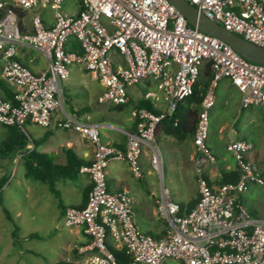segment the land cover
Wrapping results in <instances>:
<instances>
[{
	"label": "built area",
	"instance_id": "built-area-1",
	"mask_svg": "<svg viewBox=\"0 0 264 264\" xmlns=\"http://www.w3.org/2000/svg\"><path fill=\"white\" fill-rule=\"evenodd\" d=\"M14 7L36 10L33 30H25L14 7L0 0V60L2 77L14 88L15 100L0 97V123L26 129L29 120L49 127L56 111L64 109L63 82L75 64L85 65L105 87L101 102H129V87L154 81L145 97L148 107L135 109L137 131L129 132L125 149L104 142L99 124L64 112L62 127H73L95 145V157L81 171L91 175L93 187L84 207L68 206V225L81 226L91 236L93 253L84 264H165L168 258L185 264H264V218L255 216L240 195L250 183L264 185L261 166L249 159L255 142L230 140L227 149L236 158V181L213 185L207 176L215 160L210 146L211 109L216 88L228 78L241 92L243 109L264 105V63L247 59L230 43L192 25L170 0H77L79 9L68 12L67 0H11ZM209 18L243 37L264 45V0H188ZM50 7L55 23H45L41 8ZM81 42L83 52L70 48ZM20 46L39 49L49 61L48 70L36 73L16 56ZM206 60L212 61L213 79L197 124L195 174L201 197L182 213L165 185L161 187L157 213L169 220L162 237L136 224L134 200L127 191H112L108 167L113 159H126L133 173L144 175L142 155L151 149L153 168L162 176L163 152L157 142L162 120L188 99L199 82ZM122 248L130 263H121L113 247ZM81 251H86L81 246Z\"/></svg>",
	"mask_w": 264,
	"mask_h": 264
},
{
	"label": "crops",
	"instance_id": "crops-1",
	"mask_svg": "<svg viewBox=\"0 0 264 264\" xmlns=\"http://www.w3.org/2000/svg\"><path fill=\"white\" fill-rule=\"evenodd\" d=\"M70 6L71 7L67 9L65 4L66 10L68 12H75L79 9L78 1L71 3ZM71 8L73 9L71 10ZM38 11L42 13L44 21L47 25H54V12L50 7L41 8ZM29 12H31L33 17L36 10H25V15ZM24 29L26 30V27ZM16 58L23 64L29 66L36 73L45 72L49 67L48 59L39 49L35 47L20 46ZM1 80L6 82L2 77V67L0 60V97L5 98L6 93L1 85ZM226 80L228 84L230 83L231 86L237 88L240 94V107H242L240 90L231 82V80L228 78ZM94 81H99L102 86L101 89L96 90L97 95L92 93V84ZM150 84H152V82ZM62 87L64 94H66V100L68 102L69 108H66L63 103L64 109L55 112L54 122L49 127L40 126L31 120H29L26 124V132L28 136L26 149H29L30 151L34 150L39 154L46 155L50 163L57 166H69L72 161L76 159L82 162L83 166L91 164L95 157V145L90 140L85 138L77 129L73 127H62L60 125L59 122L65 118L64 112L67 111L70 114H77L83 119L99 124L101 136L104 142L116 145L121 149H125L128 142L129 132L137 131V117L134 114L135 109L141 107V102L143 100L151 102V100H148L145 97V94L137 95V93L134 92L135 85L129 87V102L121 105H116L109 102H101L98 97L104 91L105 87L102 85L99 78H97L93 72H91L85 65L82 64H75L72 66L70 77L63 82ZM9 88L15 93L14 88L11 86H9ZM154 108L156 111L161 112L167 108V104L163 102L159 107ZM166 136L172 141L174 140L176 142L195 138L194 136L184 140H179L176 137L170 135ZM235 138L247 139V137H243L242 134L235 137L233 136L231 140ZM210 146L213 149L211 144ZM255 149H257L256 144L253 150ZM213 151L215 154V160L209 164L207 168V176L213 185H220L222 184L221 181L223 180L224 176H227L228 172H231L233 169H235L238 162L235 156L230 151H228L227 147L219 142H215V148ZM252 151H250L248 154L249 159L257 162L264 172V151H257L258 153L255 159L252 156L253 153L251 154ZM14 152L20 153L24 162L23 175L25 180L19 178L18 182H16V179L14 178L12 183L14 189H9L10 183H6L1 192L5 191V193L9 195H7L8 197L11 196L10 198H12V200L10 199V204L13 201L15 202V205L14 203L12 204L14 208L20 210L18 211V214H21L20 208L26 206L27 210L32 213H36L33 215L32 220H36L39 214L42 215L43 218L49 219L50 217L48 216L50 212L52 219L56 220L63 218L66 207L70 205L75 207H84L87 204L90 191L93 187V180L89 173L83 172L80 169L75 178L64 176L60 177L56 182V188L59 194H56L51 189V186L47 181L35 177H28L26 175L27 167L23 157L24 150L18 148L7 155H11ZM176 152L177 149L175 151L174 157L176 159L175 161H177V164L179 165L180 154ZM144 154H146L150 161L148 159L149 163L143 165V177L139 178L133 173L126 159H113L108 167V184L110 190L112 191H127L134 200V213L139 212L140 216L148 221V226L151 231L147 232L152 235L155 234L156 237H162L166 233V228L165 230H160V226L153 221V217L158 214V199L153 202L152 199L154 196H156L155 190L150 186L148 180L150 177H155V173L157 172L151 163V149L149 147L144 150ZM192 171L195 172L194 169ZM26 191L29 192L26 193ZM20 192L26 194L28 197L27 202L24 204L20 201ZM182 193L183 196H185V194L186 197L188 196L184 189H182ZM53 197L57 198L58 202L54 201ZM190 198V200L193 199V197ZM240 199L243 203L244 199L248 202V205H245L249 208L252 214L264 218V185L258 183L251 185V188L249 187L247 192L245 191L240 195ZM190 200L188 197L186 201H179V203L187 204L190 202ZM5 209H7L9 212L7 206L5 204L2 206L0 203V210L3 211L4 214H6ZM53 214L55 215L53 216ZM9 215H11V213H9ZM56 227L61 230V232L58 231V233H56L59 235V246H61L66 253L68 252V249H71V251L76 253L74 259H71L70 257L67 259L84 264L85 260L93 253V250L91 249V236H89L81 226L59 228V223H57ZM16 231L17 230L14 232ZM31 235L32 234L25 233L23 236L25 239H28ZM15 243L16 242H13V244ZM81 246H84L86 251H81ZM112 247L114 250H123L122 248H117L114 246ZM50 250L54 252V248H52V246ZM25 251L32 252L36 255H41L39 251H35L33 249H25ZM25 251H23V249L16 251V256L13 260L14 264H20V261L26 259L24 256ZM55 256V260L53 256V263L55 261L57 262L64 260L63 255H60L59 257V255L56 254ZM169 263L185 264L183 260L176 258H168L165 261V264Z\"/></svg>",
	"mask_w": 264,
	"mask_h": 264
},
{
	"label": "rangeland",
	"instance_id": "rangeland-1",
	"mask_svg": "<svg viewBox=\"0 0 264 264\" xmlns=\"http://www.w3.org/2000/svg\"><path fill=\"white\" fill-rule=\"evenodd\" d=\"M76 1L77 0H67L65 2L67 9L71 7V3H75ZM8 4L15 6L11 0H8ZM72 9L73 8H71V10ZM20 20L22 26H24V28L26 27V30L33 29L31 12L26 14L23 18H20ZM226 79L227 78H224L219 81L216 88L218 100L216 105L211 109L209 143L212 145L213 149L215 148V142H219L227 147L233 136L235 137L242 134L243 137H247V139L255 142L257 149L251 152L255 159L258 153L257 151H264V105L247 109L240 107V94L237 88L231 86L230 83L228 84ZM203 80L204 72L200 75L199 84ZM151 82L152 84H150ZM151 82H148V80L141 81L135 85L134 92L137 93V95L145 94L150 88L155 87V82ZM200 85L203 86L202 83ZM92 87V93L94 95H97L96 90L102 88L99 81H94ZM63 99L64 106L69 108L66 94H64V92ZM186 104L187 101H182L180 103V105ZM159 128L157 131V140L163 152L164 171L161 176L159 172L155 170L158 174L155 173V177L148 178L150 186L155 190L156 196L153 197V202L157 199L159 200L162 185H165L170 189L171 194L176 201H186L188 197L189 200L191 199L190 197H199L201 192L198 179L195 172L192 171L193 169L195 170V155L197 153L195 138L178 142L174 140L172 141L161 130H159ZM9 134L10 129L8 125L0 123V176L7 174L10 177L7 182L8 184L10 183L9 189H14V186L12 185L14 178L16 179V182H18L19 178L25 180L23 175L24 162L18 152H14L11 155L2 153V149L5 148L3 147L4 141L8 139ZM176 149V153L181 155H179V165L174 157ZM148 159L149 158L146 154L143 153L141 158L142 167L149 163ZM253 184L256 183H250L249 187L251 188V185ZM2 189L0 190V203L2 206L3 204L7 206L11 215L8 216L0 210V264H14L13 260L16 256L15 253L20 249H23V251H25V249H33L41 253V255H36L32 252L25 251L24 256L26 259L20 261V264H54L56 261L54 263L52 261L53 256L55 260L56 254L59 255V257L60 255H63V259H67L68 257L74 259L76 253L71 251V249H68V252L66 253L64 249L59 246V235L56 234L58 231L61 232V230L56 227L57 223H59V228L72 227V225H68L65 220V212L63 218L56 220L52 219L51 212L48 216L50 217L49 219L43 218V216L39 214L36 220H32L33 215L36 213L30 212L25 206L20 208L21 214H18V211L20 210L14 208L12 204L14 203L15 205V202L13 201L10 204V199L12 200V198H10L11 196L8 197L9 195L5 193V191L1 192ZM182 189L187 192V197L186 194L183 196ZM27 192L29 191H26V193ZM19 194L20 201L23 204L26 203L28 200L26 194H23L22 192ZM53 198L54 201L58 202L57 198ZM244 204L248 205V202L245 199ZM54 215L55 214H53V216ZM135 217L141 230L144 232L151 231L148 226V221L142 218L139 212L135 213ZM153 219V221L160 226V230H165L166 228L167 232L170 225L169 220L159 217L158 214L155 215ZM15 230L17 231L14 235ZM25 233L32 235L28 239H25L23 236ZM153 235L155 236V234ZM13 242L16 243L13 244ZM51 246L54 248V252L50 250Z\"/></svg>",
	"mask_w": 264,
	"mask_h": 264
},
{
	"label": "trees",
	"instance_id": "trees-1",
	"mask_svg": "<svg viewBox=\"0 0 264 264\" xmlns=\"http://www.w3.org/2000/svg\"><path fill=\"white\" fill-rule=\"evenodd\" d=\"M12 6V5H10ZM14 7V6H12ZM16 13L19 18H23L25 16V10L14 7ZM70 48L79 50L83 52V47L81 42L78 40H73L70 43ZM202 72H204V80L201 82L203 86L199 84V82L195 86L194 93L186 100V105H179L178 109L173 114H168L160 124L159 130H161L164 134L176 137L179 140H184L189 137H194L196 134L197 124L199 122V115L202 109V102L204 100L205 94L210 87L213 79V70H212V61L206 60ZM1 85L6 93V97L8 99L15 100V93L6 82L1 80ZM148 107L155 110L154 106L150 101H142L141 107ZM10 129V137L4 141L5 148L2 149L3 154H10L13 150L21 148L24 150L23 157L25 159L28 177H35L41 180L47 181L51 186V189L59 194L56 188L57 180L64 177L75 178L76 174L80 171L82 162L78 159L72 161L69 166H57L55 164L50 163L48 157L44 154H39L34 150L26 149L28 143V136L26 129L19 125H8ZM239 165L231 172H228L227 176H224L221 183L228 181H236L239 178ZM9 180L8 175H3L0 177V190L4 187V185ZM200 197L193 198L190 202L182 203V213L191 211L199 202ZM67 208V207H66ZM65 208V210H66ZM5 212L8 216L9 212L5 209ZM15 235V232H14ZM116 257L121 263H130L129 256L126 255L125 250H114ZM54 264H81L77 261L71 259H64L55 262Z\"/></svg>",
	"mask_w": 264,
	"mask_h": 264
},
{
	"label": "water",
	"instance_id": "water-1",
	"mask_svg": "<svg viewBox=\"0 0 264 264\" xmlns=\"http://www.w3.org/2000/svg\"><path fill=\"white\" fill-rule=\"evenodd\" d=\"M187 17L189 22L199 29L220 37L230 43L247 59L264 63V45L251 41L242 35L226 28L224 25L209 18L197 6L188 0H170Z\"/></svg>",
	"mask_w": 264,
	"mask_h": 264
}]
</instances>
